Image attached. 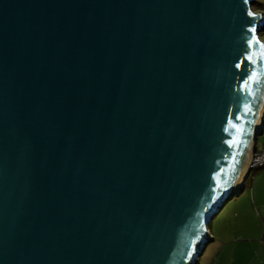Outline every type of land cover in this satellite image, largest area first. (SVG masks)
<instances>
[{
	"label": "water",
	"instance_id": "water-1",
	"mask_svg": "<svg viewBox=\"0 0 264 264\" xmlns=\"http://www.w3.org/2000/svg\"><path fill=\"white\" fill-rule=\"evenodd\" d=\"M254 1L0 0V264H199L264 127Z\"/></svg>",
	"mask_w": 264,
	"mask_h": 264
},
{
	"label": "crops",
	"instance_id": "crops-1",
	"mask_svg": "<svg viewBox=\"0 0 264 264\" xmlns=\"http://www.w3.org/2000/svg\"><path fill=\"white\" fill-rule=\"evenodd\" d=\"M261 134H264V130ZM254 145H256L258 151H261L258 148L257 139L254 141ZM263 149L264 146L262 150ZM258 169L261 170L262 168ZM249 177L250 174L244 181L243 188L246 186V182ZM255 186L257 187V184ZM263 192L264 187L261 191H259L258 189V193L256 192V190H254V193H252L250 199H247L248 208L251 209V212L253 211L252 214L255 216V225H250L248 227H246L245 225L241 226H245V230H252V233L246 236L244 233L242 234L243 231L241 230L240 222L236 221L240 217V215L243 214L241 212H237L233 216L235 220L234 222L227 224L225 223L222 227L219 228L208 227L211 234L213 235L212 240H210L212 246L210 249L208 245L203 256L199 259V264H264V241L262 242V239L264 238V227L263 223L260 222L258 218L259 216L256 212V207L261 208L257 202V199L260 200L261 203H264V196L262 195ZM239 195H241V192L239 193ZM240 201L241 197H239L236 202ZM225 206L226 204L224 205L223 209L225 208ZM243 211H245V209H243ZM247 237L249 239H246Z\"/></svg>",
	"mask_w": 264,
	"mask_h": 264
},
{
	"label": "rangeland",
	"instance_id": "rangeland-1",
	"mask_svg": "<svg viewBox=\"0 0 264 264\" xmlns=\"http://www.w3.org/2000/svg\"><path fill=\"white\" fill-rule=\"evenodd\" d=\"M252 9L254 11L262 12L264 14V0L254 1L252 3ZM259 37H260L261 41L264 42V30L259 32ZM257 142H258V148L260 150H262V148L264 146V134L259 135V137L257 138ZM259 179H260V181H259ZM263 181H264V167H262L261 170L253 169L250 173L249 179L246 182V186L244 188H242L241 195L238 194L234 198L232 197L233 199L232 198L229 199L225 203L226 204L225 208L208 224V227L209 228H219V227H222L225 223L227 224V223L234 222L235 220H234L233 216L237 212L243 213L236 220V221L240 222V226L245 225L246 227H248L250 225H255V219H254L255 216L252 214L253 211L251 212V209L248 208L247 199H250L252 193H254V190H256V192L258 193V189H259V191H261L263 189V187H264ZM256 184H257V187L255 186ZM262 195L264 196V192ZM239 197H241V201L236 202ZM257 202L262 209L264 207V203H261L260 200H258V199H257ZM243 209H245V211H243ZM258 218H259L260 222L263 223L262 218L261 217H258ZM245 226H241V230L243 231L242 234L244 233L246 236V235L252 233V230L251 231L248 229L245 230ZM207 239H210L208 235H207ZM246 239H249V238L247 237ZM210 240H212V239H210ZM207 245H209V248L211 249L212 243H210V241L208 242ZM206 249H205V251H206ZM203 254L200 257L196 258V260L198 262H199V259L203 256Z\"/></svg>",
	"mask_w": 264,
	"mask_h": 264
},
{
	"label": "built area",
	"instance_id": "built-area-1",
	"mask_svg": "<svg viewBox=\"0 0 264 264\" xmlns=\"http://www.w3.org/2000/svg\"><path fill=\"white\" fill-rule=\"evenodd\" d=\"M262 123H264V118H263ZM263 130H264V127L261 129V132H263ZM262 167H264V149L261 151L257 150L255 153H253L252 162L250 163L249 173H251L253 169H258ZM256 212H257V215L262 218L263 227H264V207L262 209L259 207H256ZM207 232H208L209 238L212 239L213 235L211 234L210 230H208ZM263 239H262V242L264 241Z\"/></svg>",
	"mask_w": 264,
	"mask_h": 264
},
{
	"label": "snow or ice",
	"instance_id": "snow-or-ice-1",
	"mask_svg": "<svg viewBox=\"0 0 264 264\" xmlns=\"http://www.w3.org/2000/svg\"><path fill=\"white\" fill-rule=\"evenodd\" d=\"M249 15H253V13L249 12ZM250 31H251L252 33H255V32H256V28H255V27H252V28L250 29ZM253 42H255V43H259L258 38H256V37H252V38L249 40V44H252ZM260 47H261V48H264V45H260ZM247 59L250 60L252 63H256V61L253 60L251 56H248ZM245 87H247V84L245 85ZM248 110L251 111L250 108H249ZM233 127H237V126H236V125H233ZM239 143H240L239 141L236 142L237 146L239 145ZM219 179H220V178L217 177V183H219ZM220 187H223V184H221Z\"/></svg>",
	"mask_w": 264,
	"mask_h": 264
},
{
	"label": "bare ground",
	"instance_id": "bare-ground-1",
	"mask_svg": "<svg viewBox=\"0 0 264 264\" xmlns=\"http://www.w3.org/2000/svg\"><path fill=\"white\" fill-rule=\"evenodd\" d=\"M263 118H264V103H263V113H262V115H261V117H260L259 125H258V127L255 129V131L253 132V135H254V136H255L256 131H257V130L260 128V126L262 125ZM260 134H261V132H260L258 135H260ZM258 137H259V136H258ZM253 143H254V137H253ZM253 147H254V144H253L252 147H251V151L253 150ZM252 155H253V152H252ZM248 173H249V169H248V171H247V175H248ZM247 175H246V177H247ZM246 177H245V178H246ZM245 178L243 179L242 184H241L240 186L237 187V190L239 189V187H241V186L243 185V182H244Z\"/></svg>",
	"mask_w": 264,
	"mask_h": 264
},
{
	"label": "clouds",
	"instance_id": "clouds-1",
	"mask_svg": "<svg viewBox=\"0 0 264 264\" xmlns=\"http://www.w3.org/2000/svg\"><path fill=\"white\" fill-rule=\"evenodd\" d=\"M262 133V132H261ZM250 174V173H249ZM207 230H209L208 228H207Z\"/></svg>",
	"mask_w": 264,
	"mask_h": 264
}]
</instances>
